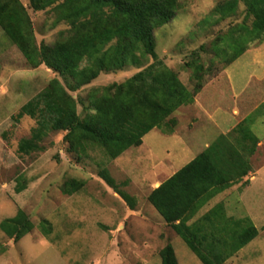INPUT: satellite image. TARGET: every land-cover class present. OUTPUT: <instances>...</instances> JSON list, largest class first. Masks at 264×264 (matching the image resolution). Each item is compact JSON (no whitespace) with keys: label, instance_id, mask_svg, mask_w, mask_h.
I'll return each instance as SVG.
<instances>
[{"label":"rangeland","instance_id":"1","mask_svg":"<svg viewBox=\"0 0 264 264\" xmlns=\"http://www.w3.org/2000/svg\"><path fill=\"white\" fill-rule=\"evenodd\" d=\"M21 1L28 8L37 44L53 45L67 26L53 27L50 11L36 12L30 0ZM178 1L176 17L155 31L157 57L191 91L194 57L212 72L206 74L195 103L171 116L176 123L173 133L155 129L141 147L116 160L97 147L79 159L67 152L66 132L54 131L38 137L41 151L26 154L21 145L33 137L39 121L48 125L63 115L51 98L50 81L57 78L66 87L67 82L44 65L30 66L0 28V224L22 209L35 226L19 242L0 228V264H160L159 253L167 244L175 249L179 264H201L148 196L247 117L260 141L249 158L251 173L209 202L197 218L221 202L228 217L251 219L258 237L225 264H264V39L226 66L229 56L218 54L215 41L243 24L251 25L250 0H239L229 17H223L221 5L230 0ZM153 62L149 57L141 68L101 74L90 85L69 92L79 117L86 115L92 89L121 84ZM104 169L117 190L101 177ZM120 192L133 199L134 210ZM44 221L52 228L48 237L41 228Z\"/></svg>","mask_w":264,"mask_h":264},{"label":"trees","instance_id":"2","mask_svg":"<svg viewBox=\"0 0 264 264\" xmlns=\"http://www.w3.org/2000/svg\"><path fill=\"white\" fill-rule=\"evenodd\" d=\"M238 3L239 0H230L221 5L223 17L234 13ZM29 4L36 12L50 11L53 27L67 26L59 31L53 45L37 44L28 8L21 0H0V28L30 66H46L64 78L67 87L57 78L50 81L51 98L63 115L48 125L47 121H39L42 124L33 129V137L21 145L26 154L41 151L38 137L54 131L66 132L67 152L79 159L97 147L108 159L116 160L128 150L141 147L144 137L155 129L173 133L176 123L171 116L195 103L197 95L202 94L206 74L212 72L194 57L191 69L195 85L191 91L157 57L155 31L176 17L178 0H30ZM248 17L252 18L251 25L243 24L215 41L218 54L229 56L226 66L243 56L251 44L264 39V0L249 1ZM225 44L226 49L219 53ZM149 57L154 62L125 82L92 89L86 115L79 117L78 104L69 92L90 85L101 74L141 68ZM219 92H213V97ZM250 118L228 135H221L148 196L165 224L201 264H225L259 235L251 219L228 217L221 202L197 218L209 202L251 173L249 158L260 141L251 130ZM100 174L117 190L107 169ZM119 194L134 210L133 199L123 192ZM0 228L19 242L35 226L20 209L15 217L3 220ZM41 228L47 237L52 232L47 221ZM159 257L160 264H179L171 244L160 251Z\"/></svg>","mask_w":264,"mask_h":264},{"label":"crops","instance_id":"3","mask_svg":"<svg viewBox=\"0 0 264 264\" xmlns=\"http://www.w3.org/2000/svg\"><path fill=\"white\" fill-rule=\"evenodd\" d=\"M255 78V76H252L251 78H250V80H249V82H248V84L242 89V91H245L246 90V88L249 86V84H250V81L251 80H253ZM257 79V78H256ZM259 82H262L261 80H260V78H258L257 79ZM229 81L231 82V80L229 79Z\"/></svg>","mask_w":264,"mask_h":264}]
</instances>
